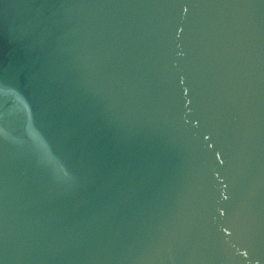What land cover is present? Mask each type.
Wrapping results in <instances>:
<instances>
[{
    "label": "water",
    "instance_id": "obj_1",
    "mask_svg": "<svg viewBox=\"0 0 264 264\" xmlns=\"http://www.w3.org/2000/svg\"><path fill=\"white\" fill-rule=\"evenodd\" d=\"M0 264H264V0H0Z\"/></svg>",
    "mask_w": 264,
    "mask_h": 264
}]
</instances>
